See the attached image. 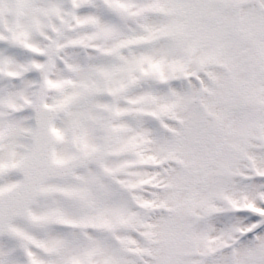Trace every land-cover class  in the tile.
<instances>
[{
	"label": "snow or ice",
	"instance_id": "6c2138e0",
	"mask_svg": "<svg viewBox=\"0 0 264 264\" xmlns=\"http://www.w3.org/2000/svg\"><path fill=\"white\" fill-rule=\"evenodd\" d=\"M0 264H264V0H0Z\"/></svg>",
	"mask_w": 264,
	"mask_h": 264
}]
</instances>
